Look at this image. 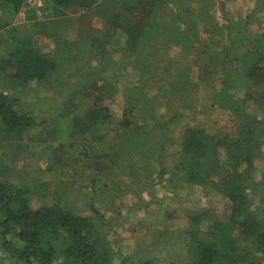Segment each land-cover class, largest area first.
<instances>
[{
	"label": "trees",
	"instance_id": "obj_1",
	"mask_svg": "<svg viewBox=\"0 0 264 264\" xmlns=\"http://www.w3.org/2000/svg\"><path fill=\"white\" fill-rule=\"evenodd\" d=\"M44 1L43 11L88 12L103 22L102 29L90 30L101 33V37L89 40L86 48L81 45L85 41L65 45L68 55L64 63H69V78L75 75L76 79L69 87L64 110L69 116L82 117V132L90 137L80 159L84 170L90 171L91 185L96 188L101 183L106 187L109 182L113 199L134 193L140 202L132 209L146 211L150 204L145 192L168 201L191 186L219 193L227 204L224 218L211 217L212 210L205 207L207 193L203 192L200 205L185 210L186 225L174 229L166 219L154 236V245L170 246L167 251L172 263L179 259L183 264H264V213L258 215L252 200L256 197L264 204V166H257V161L264 159V34L257 39H262L260 46L250 48V40L245 41L248 22L233 20L222 2L218 21L212 0H119L120 13L104 9L112 0L105 4H99V0ZM199 1L197 11L192 3ZM25 6L26 0H0V13L15 17ZM256 11L264 12V0H256ZM194 14L211 25L207 26L209 33L220 34L222 30L224 40L219 41L220 49L212 52V64L205 73L216 77L213 105L230 114L231 130L209 133L201 126H189L183 131L179 156L170 164L167 135L180 121L181 112L175 110L169 118L160 117L156 107L163 97L162 89L160 96H149L143 77L132 88L135 95L127 97L122 118L116 120L105 103L108 84L104 67L115 66L105 49L110 37L122 32L124 58L145 76L148 64L144 51L152 41L155 54L168 36L185 50L202 43L197 33L192 34L197 27ZM6 19L0 15V30L9 25ZM7 43V56L0 57V79L5 85V90L0 89V130L8 138H22L39 122L35 111L6 89L49 81L59 62L42 53L30 38L21 41L12 34ZM90 58H96L100 65L93 66ZM75 60L81 62L77 68L72 67ZM88 80L93 82L90 91L89 86L82 88ZM78 93L90 97V103H77ZM138 106L143 116L140 119L134 118ZM94 144L101 145L99 152L94 151ZM124 176L132 178L133 183L123 182ZM95 193L86 197L87 214H83L61 201L35 208L28 187L0 182L1 249L17 264H114L118 253L109 238L114 225L101 211ZM143 264L152 263L147 260Z\"/></svg>",
	"mask_w": 264,
	"mask_h": 264
},
{
	"label": "rangeland",
	"instance_id": "obj_2",
	"mask_svg": "<svg viewBox=\"0 0 264 264\" xmlns=\"http://www.w3.org/2000/svg\"><path fill=\"white\" fill-rule=\"evenodd\" d=\"M212 1L218 21L221 22L220 2H222L233 20L248 22L245 41L250 40V48L260 46L262 39L261 41L257 39L264 34V12H254L256 0ZM105 2L108 0H99V4ZM108 3L110 5L105 4L104 9L113 8L114 12H121L119 0ZM42 4L44 7V0ZM192 4V8L197 11L201 7L200 1ZM29 9L26 11L25 6L15 17L0 13L7 18L6 22L9 24L0 30V57L7 56V47L10 46L7 40L13 34L21 41L30 38L32 44L38 45L42 53L54 57L59 62V69L54 70L49 81L44 83H30L25 87L6 89L35 111L39 123L22 138H8L0 130V182L12 181L17 185L28 187L31 204L35 208L44 203L61 201V204L82 211L83 214H87L86 197L96 191L95 195L99 198L101 211L114 225V231L109 235L112 243L114 242L113 251L118 253L114 264H143L147 260L152 264H183L179 259L174 263L171 262L167 251L170 246L167 244L158 248L154 245L156 244L154 236L157 235L158 229L164 227L161 223L167 219L168 225L174 229L184 227L187 223L185 210L200 205L199 200L203 192L207 193L205 207L209 206L212 210L211 217L222 219L228 213L225 198L219 193L198 186L180 190L178 197L169 201L159 196L152 198L149 192H145L144 196L150 204L146 211L132 209L134 204L140 202L134 193H125L120 198L113 199L114 192L109 182L106 183V187L98 183L94 188L89 182L90 171L84 170L83 160L80 159L83 146L91 142L90 137L82 132L79 122L81 116H69L64 110V100L68 99L69 87L76 79L75 75L69 78L70 72L67 69L69 63H64V60L68 55L65 45L85 41L86 43L81 45L86 48L85 44L89 40L101 37V33L90 30L102 29L103 22L97 19L95 14L88 12L71 13L68 10L57 13L49 8L35 16L33 10ZM249 16H252L251 20L248 19ZM193 20L197 21V27L192 34L197 33V36L203 40L202 43L197 44L195 49L185 50L176 46L173 38L168 36L162 40L159 53L155 54V43L152 41L144 51L145 64H148V72L145 76L140 69H134L124 58L121 51L124 48L123 37H120L122 32L118 36L110 37L111 43L105 49L115 62L114 67L109 64L104 67L103 76L108 84L105 103L116 120L122 118L127 97L133 94L132 88L143 77L148 85L146 91L149 96L153 94L160 96L159 90L162 89L160 93L163 97L159 98L156 107L160 117L169 118L175 110L181 112L180 121L171 126L167 135L170 164L178 158L183 131L189 126H201L209 133L231 130L230 114L213 105L216 77L205 73L212 64V52L220 49L219 41L224 40L222 30L220 34L209 33L207 26L209 25L210 28V24L204 23L203 20L199 21V16L195 14ZM11 28L12 32L9 33ZM61 49L65 51L64 55ZM83 53L86 55L85 52ZM90 61L93 66L100 65L96 58H90ZM80 63V60H75L72 67L77 68ZM98 79V77L94 78L93 82ZM93 82L86 81L82 84V88L89 86L90 91ZM0 89L5 90L2 79H0ZM76 98L77 103L81 102L84 105L90 103V97L82 93H78ZM140 109L141 107L138 106L134 118L143 117ZM93 149L99 152L101 145L94 144ZM257 166L262 168L264 159L258 160ZM122 181L127 184L133 183L132 178L126 176ZM158 198L163 200L164 204L159 205ZM252 200L258 207V215L264 213V204L262 205L259 198L252 197ZM151 212L154 213L151 215ZM168 212H170L169 216L166 215ZM0 264L17 263L9 260L0 247Z\"/></svg>",
	"mask_w": 264,
	"mask_h": 264
},
{
	"label": "built area",
	"instance_id": "obj_3",
	"mask_svg": "<svg viewBox=\"0 0 264 264\" xmlns=\"http://www.w3.org/2000/svg\"><path fill=\"white\" fill-rule=\"evenodd\" d=\"M42 0H26V11L33 10L35 15H39L42 13Z\"/></svg>",
	"mask_w": 264,
	"mask_h": 264
}]
</instances>
